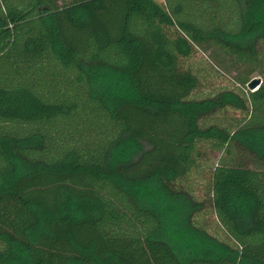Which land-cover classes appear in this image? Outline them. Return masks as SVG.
<instances>
[{
	"label": "trees",
	"instance_id": "16d2710c",
	"mask_svg": "<svg viewBox=\"0 0 264 264\" xmlns=\"http://www.w3.org/2000/svg\"><path fill=\"white\" fill-rule=\"evenodd\" d=\"M0 264H264V0H0Z\"/></svg>",
	"mask_w": 264,
	"mask_h": 264
},
{
	"label": "rangeland",
	"instance_id": "374dc122",
	"mask_svg": "<svg viewBox=\"0 0 264 264\" xmlns=\"http://www.w3.org/2000/svg\"><path fill=\"white\" fill-rule=\"evenodd\" d=\"M190 62L191 64H193V66L196 68V70L201 72V77H202V84L203 86L200 87V89H203L204 92L214 88V87H230L233 88V78L231 77L232 75H228V74H218L216 71H214L211 67V65L208 63V59H207V55L202 52V51H198L196 53L193 54V56L190 58ZM260 78L261 76L259 75L258 72H255L254 74H252L251 79L252 78ZM257 89V87L255 88ZM254 89V90H255ZM202 92V90H201ZM242 116H244V113L241 111H236V110H232L230 109L227 112H224L222 114H219L218 118L221 117H226L228 118H233V117H239L241 118ZM218 154H216V156H218ZM207 220L210 223V226L212 227V231L213 233H215L216 231V226H215V215L212 213H208V215L206 216Z\"/></svg>",
	"mask_w": 264,
	"mask_h": 264
},
{
	"label": "water",
	"instance_id": "95a60500",
	"mask_svg": "<svg viewBox=\"0 0 264 264\" xmlns=\"http://www.w3.org/2000/svg\"><path fill=\"white\" fill-rule=\"evenodd\" d=\"M261 83V79L260 78H252L248 84H247V87L250 89V90H254L256 87L259 86V84Z\"/></svg>",
	"mask_w": 264,
	"mask_h": 264
}]
</instances>
